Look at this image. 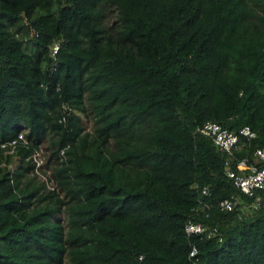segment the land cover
<instances>
[{
    "label": "trees",
    "instance_id": "trees-1",
    "mask_svg": "<svg viewBox=\"0 0 264 264\" xmlns=\"http://www.w3.org/2000/svg\"><path fill=\"white\" fill-rule=\"evenodd\" d=\"M206 120L256 136L228 153ZM18 131L0 264H264V208L226 172L264 149V0H0V142Z\"/></svg>",
    "mask_w": 264,
    "mask_h": 264
},
{
    "label": "built area",
    "instance_id": "built-area-1",
    "mask_svg": "<svg viewBox=\"0 0 264 264\" xmlns=\"http://www.w3.org/2000/svg\"><path fill=\"white\" fill-rule=\"evenodd\" d=\"M196 131L210 136L217 147L231 153L234 148H239L245 140H250L256 136V131L248 124L239 127L237 130L229 129L223 126L219 121L206 120L199 124ZM244 137V138H241ZM23 137L22 131H18L15 136L0 142V146L6 151L12 152L19 140ZM36 167L42 162L40 149L33 152L32 155ZM227 174L232 178L238 189L247 194L254 196L251 202L246 203L247 207L255 209L264 208V194L259 191H264V149L254 147L252 150V159L248 156L240 158L236 162V166L227 168ZM50 185V181H47ZM53 187V183L51 182ZM208 188L203 186L202 192L207 193ZM239 203V199L235 195L223 196L217 200V205L223 210H232ZM185 231L187 234L201 233L206 236H211L216 231V226H205L200 221L193 218H187L185 221ZM196 253V247L193 245L190 250V255Z\"/></svg>",
    "mask_w": 264,
    "mask_h": 264
},
{
    "label": "clouds",
    "instance_id": "clouds-1",
    "mask_svg": "<svg viewBox=\"0 0 264 264\" xmlns=\"http://www.w3.org/2000/svg\"><path fill=\"white\" fill-rule=\"evenodd\" d=\"M40 152H41V150H40ZM41 157H42V156H41ZM46 181H50V185H49L48 183H47V184H48L49 186H51V182H52V180H48V179H47ZM52 183H53V182H52ZM51 187H52V186H51Z\"/></svg>",
    "mask_w": 264,
    "mask_h": 264
}]
</instances>
